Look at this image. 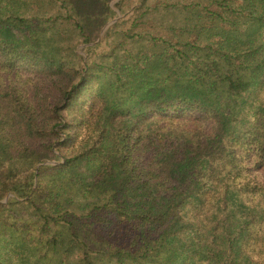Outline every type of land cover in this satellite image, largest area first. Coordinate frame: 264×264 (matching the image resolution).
Listing matches in <instances>:
<instances>
[{"label": "trees", "instance_id": "trees-1", "mask_svg": "<svg viewBox=\"0 0 264 264\" xmlns=\"http://www.w3.org/2000/svg\"><path fill=\"white\" fill-rule=\"evenodd\" d=\"M110 1L0 0V264H264V0Z\"/></svg>", "mask_w": 264, "mask_h": 264}, {"label": "rangeland", "instance_id": "rangeland-1", "mask_svg": "<svg viewBox=\"0 0 264 264\" xmlns=\"http://www.w3.org/2000/svg\"><path fill=\"white\" fill-rule=\"evenodd\" d=\"M119 0H111L110 1V5L113 7V8H115V10L117 11L118 10V8L115 6V4H116V2H118ZM139 1L140 0H123L122 1V3L123 4H126V6L123 8L125 11H128L129 9H133L138 3H139ZM163 1H165V0H163ZM176 1H179L180 2V0H171V2H176ZM160 3V0H149L148 1V4H159ZM122 13L123 12H120L119 10H118V16L120 17L121 15H122ZM105 25V24H104ZM102 26V28L101 29H99L98 31H97V36H96V38L99 36H102V31L104 30V28H105V26ZM104 32V31H103ZM82 47H83V44H79V45H77V47L75 48L76 49V51L79 53V54H82V53H84V50L82 49ZM49 162H53V163H55V162H59V160L57 161L56 159H53V160H49L48 161V163Z\"/></svg>", "mask_w": 264, "mask_h": 264}, {"label": "water", "instance_id": "water-1", "mask_svg": "<svg viewBox=\"0 0 264 264\" xmlns=\"http://www.w3.org/2000/svg\"><path fill=\"white\" fill-rule=\"evenodd\" d=\"M113 22V21H112ZM110 24V23H109ZM108 26V24L105 26V27H107Z\"/></svg>", "mask_w": 264, "mask_h": 264}]
</instances>
